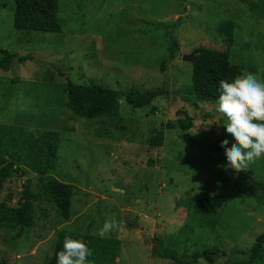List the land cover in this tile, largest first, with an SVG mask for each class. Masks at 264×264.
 Here are the masks:
<instances>
[{"label":"rangeland","instance_id":"obj_1","mask_svg":"<svg viewBox=\"0 0 264 264\" xmlns=\"http://www.w3.org/2000/svg\"><path fill=\"white\" fill-rule=\"evenodd\" d=\"M58 4L61 32H18L12 25L13 1L0 0V50L31 58L12 63L9 71L0 69V126L60 134L57 168L48 175L72 186L71 217L60 223L53 205L34 202V222L27 235L17 237L15 224L0 222V264H48L59 231L72 232L79 240L99 237V229L113 216L124 230L105 239L119 244L111 260L89 259L91 264H184L153 253L152 238L179 255L215 246L222 253L214 264H246L255 238L264 232V197L225 169L228 162L220 143L229 133L217 105L195 107L182 101L192 71L182 57L200 46L223 49L216 26L231 20V61L246 69L242 73L254 69L264 82V0ZM178 18V54L161 74L159 64L168 56L164 32ZM68 81L114 91L151 89L165 81L169 95L137 110L120 100L117 117L88 121L67 108ZM179 109L192 118V128L166 130L168 122L183 117ZM160 128L163 145L150 149L148 139ZM228 142V147L234 144ZM249 169L264 183V157ZM28 182H38L28 169L22 177L7 180L0 202L10 196L8 205L16 207ZM201 192L222 203L211 231L192 220V200ZM196 264L207 263L199 259Z\"/></svg>","mask_w":264,"mask_h":264},{"label":"trees","instance_id":"obj_2","mask_svg":"<svg viewBox=\"0 0 264 264\" xmlns=\"http://www.w3.org/2000/svg\"><path fill=\"white\" fill-rule=\"evenodd\" d=\"M14 5L12 25L18 32L59 33L61 26L58 19L59 0H12ZM177 22L164 32L167 42L168 56L159 64V71L165 74L168 62L174 60L178 54V41L174 36V28ZM234 24L231 20L220 22L216 26V34L222 38L223 49L215 50L205 47H197L192 50L195 53L191 62L192 71L190 85L185 90L186 96L182 101L191 102L195 107L198 103L217 105L219 97V83L222 80L231 81L235 76L242 74L246 69L234 64L232 60V47L234 44ZM31 59L28 56H20L9 50H0V69L9 71L12 63H24ZM255 73L254 69H247ZM66 106L73 115L91 121L98 118H114L119 114L120 100L124 101L131 110L149 107L157 98H167L169 92L164 81L162 86L140 90L127 88L114 91L102 87L96 83L76 84L66 82L64 85ZM152 113L156 108H151ZM183 117L175 122H168L166 130L180 129L188 131L193 126V120L186 112L179 109ZM208 114H205L204 118ZM224 116V115H223ZM226 121L227 118L224 116ZM228 123V121H227ZM226 139L234 138L226 134ZM164 130H154L148 139L150 149L163 145ZM60 134L56 131L44 130L33 133L21 126H0V190L10 178H20L24 170L28 169L37 176V184L27 183L21 192V197L16 207H10L12 201L8 196L0 202V222L16 225V236L27 235L34 222V202H46L54 206L60 223H66L71 217V201L73 199L72 186L60 182L48 172H55L59 160ZM150 165L153 161L150 160ZM21 164L23 167L19 166ZM235 173L241 181L251 189L261 192L264 197V183L257 179L248 169ZM222 203L207 198L206 193L201 192L192 200V220L202 229L211 231L219 221V211ZM194 226H191V229ZM65 237L77 239V236L69 231H59L56 234L52 255L48 264H57V253L63 250ZM87 243L92 250L91 260H111L113 251L116 250L118 241L101 239L99 237L84 236L80 239ZM153 253L171 260L181 261L184 264H196L202 259L207 264L216 263L221 251L215 247H204L189 254L179 255L169 246L163 245L156 238L151 239ZM109 255V256H108ZM224 255V254H223ZM109 257V258H108ZM264 261V232L255 238V242L246 256V264H260Z\"/></svg>","mask_w":264,"mask_h":264},{"label":"clouds","instance_id":"obj_3","mask_svg":"<svg viewBox=\"0 0 264 264\" xmlns=\"http://www.w3.org/2000/svg\"><path fill=\"white\" fill-rule=\"evenodd\" d=\"M219 92L216 110L226 116V131L235 140L231 147L227 139L220 143L228 162L225 169L246 171L250 164L264 157V82L245 72L231 81H220ZM123 230V224L113 216L105 220L98 235L105 239L113 231ZM91 256L86 242L65 237L63 250L57 253V264H91Z\"/></svg>","mask_w":264,"mask_h":264},{"label":"water","instance_id":"obj_4","mask_svg":"<svg viewBox=\"0 0 264 264\" xmlns=\"http://www.w3.org/2000/svg\"><path fill=\"white\" fill-rule=\"evenodd\" d=\"M194 57H195V53H191L189 55L183 56L182 60L191 63L194 60Z\"/></svg>","mask_w":264,"mask_h":264}]
</instances>
